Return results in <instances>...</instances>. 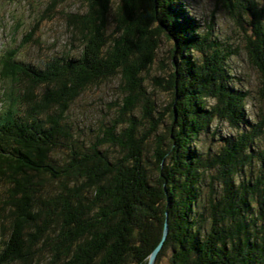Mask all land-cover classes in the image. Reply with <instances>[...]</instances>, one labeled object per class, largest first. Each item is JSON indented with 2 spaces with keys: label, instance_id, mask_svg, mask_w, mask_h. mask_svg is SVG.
<instances>
[{
  "label": "trees",
  "instance_id": "1",
  "mask_svg": "<svg viewBox=\"0 0 264 264\" xmlns=\"http://www.w3.org/2000/svg\"><path fill=\"white\" fill-rule=\"evenodd\" d=\"M213 1L240 31L264 105V0ZM78 2L61 13L77 56H0V264H147L165 222L154 264H264V115L249 120V92L232 81L237 50L185 0ZM162 38L176 55L151 75ZM114 78L122 101L85 144L66 113ZM219 124L235 134L220 137ZM254 159L260 169L246 176Z\"/></svg>",
  "mask_w": 264,
  "mask_h": 264
},
{
  "label": "rangeland",
  "instance_id": "2",
  "mask_svg": "<svg viewBox=\"0 0 264 264\" xmlns=\"http://www.w3.org/2000/svg\"><path fill=\"white\" fill-rule=\"evenodd\" d=\"M50 0H0V56L4 51H14L17 60L22 65L41 64L44 58L61 53L78 55L77 42L70 38V33L65 27L62 14L64 12L81 11L83 8L78 0H64L51 12V17L44 16V8ZM190 8L188 13L199 21L202 29L210 23L212 34L222 44L237 50L228 62V71L232 81L239 87L249 92L246 110L249 120L256 123L264 115V105L254 99L258 87L257 73L245 60V52L240 41V31L236 29L224 9L215 6L213 0H185ZM62 13V14H61ZM39 17H42L41 19ZM35 28L33 35L26 38L25 34ZM33 38H36V40ZM38 39V43L36 42ZM173 42L162 38V43L157 52L156 61L152 66L151 75L163 74L173 65ZM174 49V48H173ZM16 60V59H15ZM1 83V82H0ZM118 79H111L99 87H93L84 91L70 105L66 113L67 123L73 133L85 144L95 139L100 129L107 125L117 111V104L122 101V94L117 86ZM148 92H152L151 82L146 83ZM3 92H0V105L2 108ZM156 102L161 106L165 95L154 92ZM153 94V95H154ZM220 137L234 135L235 130L225 124L217 125ZM210 135V134H209ZM203 149L211 146V151L217 145V141H211L210 136L204 135ZM264 149V134L258 136L255 141V150ZM259 163L254 159L250 169L244 173L257 174ZM242 176V174H241ZM244 177V176H243ZM0 235V240H1ZM163 244V243H162ZM162 247V246H161ZM1 248V247H0Z\"/></svg>",
  "mask_w": 264,
  "mask_h": 264
},
{
  "label": "water",
  "instance_id": "3",
  "mask_svg": "<svg viewBox=\"0 0 264 264\" xmlns=\"http://www.w3.org/2000/svg\"><path fill=\"white\" fill-rule=\"evenodd\" d=\"M167 231H168V227H167V223L165 222L163 225L161 238H160L159 242L157 243V245L154 247V249L149 254L147 264H154L156 256H157V254H158V252L162 246V243L166 237Z\"/></svg>",
  "mask_w": 264,
  "mask_h": 264
}]
</instances>
